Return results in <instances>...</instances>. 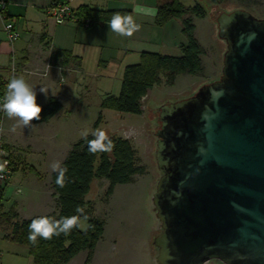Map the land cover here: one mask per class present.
Returning <instances> with one entry per match:
<instances>
[{
  "label": "water",
  "instance_id": "obj_1",
  "mask_svg": "<svg viewBox=\"0 0 264 264\" xmlns=\"http://www.w3.org/2000/svg\"><path fill=\"white\" fill-rule=\"evenodd\" d=\"M215 21L221 76L159 109L160 264H264V19Z\"/></svg>",
  "mask_w": 264,
  "mask_h": 264
},
{
  "label": "rangeland",
  "instance_id": "obj_2",
  "mask_svg": "<svg viewBox=\"0 0 264 264\" xmlns=\"http://www.w3.org/2000/svg\"><path fill=\"white\" fill-rule=\"evenodd\" d=\"M165 1L167 0H162ZM180 1L184 5L195 3V0H177L178 3H181ZM204 1L206 0H200V3ZM253 1L255 3L252 5L242 7L236 0H226L209 8L203 20L193 19V23L196 20L195 37L205 52L202 56L203 76L181 74L171 87L153 86L142 99L141 115L116 113L101 108L102 99L119 94L116 92L119 79L114 72L110 76V83L114 86L111 87L112 91L108 92L110 95L103 93L102 86H94L91 78L83 79L78 76L75 79L69 72L60 75L59 71L53 68H50L47 75H43L46 63L43 67L32 69L39 75L23 76L35 90L39 106H43L48 97L54 96L61 103L62 109L49 123L31 122L28 127H16L13 143L3 145L8 160L9 178L11 177L9 182L13 186L11 192L19 194L16 199L10 194L5 203L6 212L19 206L21 214L27 218L41 210L40 203L43 207L53 209V190L49 178L53 170L52 165L61 163L68 147L72 146L75 140L81 139L85 131L88 135L100 130L108 137H121L131 143L142 173L135 175L128 184L115 186L109 196H106V180L93 181L85 200L93 204V216L104 222V232L96 245L90 264H160L157 260L158 247L152 243L162 231V223L156 215L153 202L161 176L156 160L157 138L154 135L159 127V109L163 105L186 99L201 86L219 79L226 44L218 37L215 21L217 11L230 13L241 9L263 20L264 0ZM91 73L92 70L85 72ZM42 88L46 89V93L40 91ZM11 120L15 121L14 123L17 121L15 118ZM4 183L0 185L3 186ZM19 188L22 192H17ZM33 189L37 193L40 192L42 198L35 194L32 197L29 192ZM81 221L79 229L84 231L87 223ZM0 225L4 227L5 233H9L10 221H7L5 216ZM14 247L16 251L0 245L2 260L4 259L6 264H30L27 246L15 244ZM85 258L86 252H80L68 264H84ZM206 264L223 263L210 260Z\"/></svg>",
  "mask_w": 264,
  "mask_h": 264
},
{
  "label": "trees",
  "instance_id": "obj_3",
  "mask_svg": "<svg viewBox=\"0 0 264 264\" xmlns=\"http://www.w3.org/2000/svg\"><path fill=\"white\" fill-rule=\"evenodd\" d=\"M207 1V2H206ZM200 3L195 0L193 6H184L174 0L158 6L155 24L163 26L172 19H178L182 25V33L186 39L184 45H180L179 56L162 55L158 53L143 52L136 64L124 68L121 87L117 96H108L101 102V108L128 115H141L143 113L142 99L153 86L174 85L176 78L181 74L194 77H202L204 67L202 56L204 50L195 37V25L193 19H204L208 9L226 0H206ZM242 7H248L255 3L253 0H236ZM5 10V9H4ZM82 19H89L87 26L97 22L108 23L112 14L130 13L129 11L95 10L87 7L80 8ZM5 17V12L3 11ZM79 24L85 25V22ZM86 26V25H85ZM44 47L49 49L48 44ZM49 63L59 68L63 73L66 69L80 68V60L69 51L49 49ZM41 118L32 121L34 124L46 123L58 114L61 103L55 97H48L46 103L41 106ZM114 144L111 152H90L88 141L95 139L93 135L84 136L75 142L66 157L61 162L66 167L64 173V186L57 184L59 171L50 174V184L56 197V212L47 217L60 220L61 217L80 215L75 211L77 207L84 209V215L88 217L87 228L81 231L79 227L72 228L67 235L61 233L49 240L37 237L33 244L29 241V225L33 219L42 216H34L30 219H21L15 210H9L3 217L10 221L9 233L4 235L6 240L25 245L31 264H68L80 252H86L84 264H90L94 256L95 248L104 232V222L93 216L92 203L85 200L94 180L104 179L108 182L106 196L112 194L115 186L132 182L135 175L142 173V168L137 165L135 152L131 143L121 137H108ZM3 188L0 186V201L3 196ZM81 220L83 218L81 217Z\"/></svg>",
  "mask_w": 264,
  "mask_h": 264
},
{
  "label": "crops",
  "instance_id": "obj_4",
  "mask_svg": "<svg viewBox=\"0 0 264 264\" xmlns=\"http://www.w3.org/2000/svg\"><path fill=\"white\" fill-rule=\"evenodd\" d=\"M4 1L6 3L4 10L5 17L0 16V78L6 76L12 57L21 66L32 70L34 67H43L49 60L50 48L65 50L80 60V68L78 70L69 68L64 73L69 72L75 79L78 76L83 79L91 78V81L93 80L95 83L94 86H102L104 89L103 93L110 95L108 92H111L114 87L110 83V76L113 72L119 79L118 86L116 87V92H119L124 68L128 65L136 64L139 61L141 53L148 52L179 56L181 54L180 45L186 43L180 20H169L163 26L155 24L158 6L174 0H167L165 2H162V0H65L72 8L73 17L62 24L55 22L49 10L50 3L56 0ZM83 7L106 11H129L133 14L135 22L141 25V28L132 36L127 37L114 33L108 27V23L97 22L91 26L80 25L78 19H81L80 22L83 23L86 20L89 21V19L83 20L82 16L75 14L77 12L80 13V8ZM196 20L194 21L195 31ZM8 22H12L14 28L20 33V38L12 45L7 42L3 31L4 25ZM45 43L48 44L49 49L44 47ZM52 68L58 70L60 75L63 73L59 68L54 66ZM90 70H92L91 74H85V72ZM14 122L6 116L4 123V144H9L14 140V132L10 130L12 125L17 124V121L16 123ZM70 148L71 146L66 150L64 158ZM52 172L53 170L50 174ZM10 178L7 179L8 183H4L3 186L0 185L4 190L0 201V222L4 213H6L5 203L10 194L14 199L19 195L11 192L13 186L9 182ZM17 192L22 191L19 188ZM29 193H31L32 197L35 194L39 198H42V194L40 192L37 193L35 189L33 191L30 190ZM24 198L26 200V197ZM52 198L53 209L43 207L40 203L39 207L41 210L36 212L37 214H30L27 218H24L21 214L19 206H16L15 212L21 219L51 215L56 212V197L54 193ZM4 235H6L4 227L0 225V245L11 247L16 251L14 247L16 243L10 244L9 242L11 241L6 240ZM0 264H6L4 259L2 260L1 252Z\"/></svg>",
  "mask_w": 264,
  "mask_h": 264
},
{
  "label": "clouds",
  "instance_id": "obj_5",
  "mask_svg": "<svg viewBox=\"0 0 264 264\" xmlns=\"http://www.w3.org/2000/svg\"><path fill=\"white\" fill-rule=\"evenodd\" d=\"M108 27L117 35L130 37L140 30L141 25L135 22L133 14L116 12L112 14V18L108 22ZM40 91L46 93V89L42 88ZM0 110L4 111L9 119L15 118L17 120V124L13 125L10 129L13 132L18 126L28 127L32 121H39L42 112L41 106L36 102L35 90L26 82L23 76H14L8 82L3 102L0 103ZM87 135V131L82 133L84 138H87ZM93 135L95 139L88 141V150L90 152H111L114 144L105 132L97 130ZM4 163L6 164L7 162L5 161ZM52 168L53 171H59L57 184L63 187L64 173L67 171V168L62 167L60 162L54 163ZM3 170L4 166L0 164V172ZM75 211L80 215L61 217L60 220H55L47 216L33 219L29 225V241L35 244L37 237L49 240L53 236H59L61 233L67 235L71 232L72 228L80 227L82 223L81 217L83 218V222H86L88 217L84 215V209L81 207H77Z\"/></svg>",
  "mask_w": 264,
  "mask_h": 264
},
{
  "label": "built area",
  "instance_id": "obj_6",
  "mask_svg": "<svg viewBox=\"0 0 264 264\" xmlns=\"http://www.w3.org/2000/svg\"><path fill=\"white\" fill-rule=\"evenodd\" d=\"M6 7V3L4 0H0V16H3V11ZM50 13L52 18L55 20L57 24H62L66 22L67 20L71 19L73 17V11L72 8L69 6L68 2L65 0H56L52 1L50 3ZM89 23L88 20L85 21V25L87 26ZM4 34L6 36L7 42L12 45L16 40L20 38V33L14 28V25L12 22H8L3 27ZM50 68L52 66L50 65L49 61L46 62L45 67L43 69V75H47ZM30 75H39L37 71L27 69L23 66H21L18 62L15 61V59L12 57L11 63L8 66L7 74L5 77L0 78V103L3 102V97L7 90V84L8 82L15 76H30ZM6 114L4 111L0 110V164L4 166V170L0 172V183H4L9 178V169H8V160L5 156L4 151V132H5V119ZM7 162L6 164L4 162Z\"/></svg>",
  "mask_w": 264,
  "mask_h": 264
}]
</instances>
